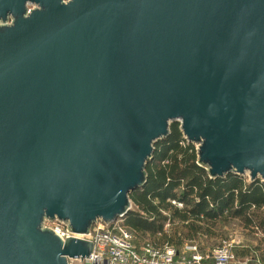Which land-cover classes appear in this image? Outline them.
<instances>
[{"label":"water","instance_id":"95a60500","mask_svg":"<svg viewBox=\"0 0 264 264\" xmlns=\"http://www.w3.org/2000/svg\"><path fill=\"white\" fill-rule=\"evenodd\" d=\"M180 123L264 185V0H0V264H69L132 210Z\"/></svg>","mask_w":264,"mask_h":264},{"label":"trees","instance_id":"16d2710c","mask_svg":"<svg viewBox=\"0 0 264 264\" xmlns=\"http://www.w3.org/2000/svg\"><path fill=\"white\" fill-rule=\"evenodd\" d=\"M180 126L171 124L170 135L155 144L153 159L146 168L147 183L130 194L132 210L119 224L133 234L137 247L147 242L169 244L181 256L187 244L196 245L203 254L231 241V235L223 236L220 228L238 222L245 236L260 243L257 248L250 242L236 245V260L264 264V185L234 174L210 178L198 164L195 144L185 139ZM218 238L217 244L205 246L203 239L208 243Z\"/></svg>","mask_w":264,"mask_h":264},{"label":"built area","instance_id":"2783aa9c","mask_svg":"<svg viewBox=\"0 0 264 264\" xmlns=\"http://www.w3.org/2000/svg\"><path fill=\"white\" fill-rule=\"evenodd\" d=\"M182 207L181 203L173 201ZM46 226L54 229L60 237H77L94 243L93 253L87 258H68L69 264H232L236 260L233 249L235 240L224 242L219 248L201 253L196 245L187 244L180 256L179 251L169 245L156 246L150 242L139 247L131 232L119 224L98 222L88 235H76L68 231L62 221H47Z\"/></svg>","mask_w":264,"mask_h":264},{"label":"rangeland","instance_id":"374dc122","mask_svg":"<svg viewBox=\"0 0 264 264\" xmlns=\"http://www.w3.org/2000/svg\"><path fill=\"white\" fill-rule=\"evenodd\" d=\"M195 146L197 148V145H195ZM245 177H248V176H245ZM238 224H239L238 222H236L235 224L233 223L232 225L227 226V228H224L223 226L220 225L221 226L220 232H222L223 236L231 235L232 240H235L236 243H238V244H242V245L246 246V244H248L250 242L249 245H251L252 248H257L259 243H260L259 240L255 237H254L255 240H253L252 238L245 236L244 235L245 230L242 227H240ZM169 228H171V227H168V229ZM218 232H219V230H218ZM203 240H204V242H206V244H205L206 247H211V246L217 244L221 239L218 238V239L208 240L209 245H208L206 239H203ZM248 263H249V259H241V258L232 262V264H248Z\"/></svg>","mask_w":264,"mask_h":264}]
</instances>
